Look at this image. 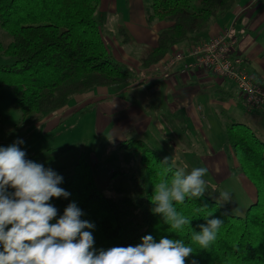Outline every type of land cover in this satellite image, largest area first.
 Wrapping results in <instances>:
<instances>
[{"label": "trees", "instance_id": "trees-1", "mask_svg": "<svg viewBox=\"0 0 264 264\" xmlns=\"http://www.w3.org/2000/svg\"><path fill=\"white\" fill-rule=\"evenodd\" d=\"M235 3L236 0H150L148 23L163 20L168 26L159 30L155 45L139 47L140 67L160 62L174 45L190 48L198 44L201 33L232 10ZM99 4L100 0H0V27L11 36L6 45L0 41V52L13 58L11 64L0 65V88H11L12 103L21 110L16 129L38 124L96 87L127 85L134 79L135 72L107 45L96 14ZM114 28L122 43L134 42L122 23ZM225 128L226 141L238 167L255 189V201L243 216L218 207L208 195L176 206L189 218L212 212L224 220L214 244L197 253L199 264H264V141L244 122L230 121ZM117 146L130 149L138 157L135 168L113 174L127 176L135 189L133 196L105 195L96 185L90 156L85 151L78 155L72 170L46 166L63 176L61 187L82 209V219L95 224L94 246L107 249L136 245L149 234L157 241L169 236L190 242L187 229L177 235L170 233L161 217L150 211L154 184L170 176L168 168H177L169 159L163 163L166 157L148 141L130 138ZM74 148L72 145L58 155ZM26 158L39 162L38 153ZM191 223L199 231L196 226L205 220L197 217Z\"/></svg>", "mask_w": 264, "mask_h": 264}, {"label": "crops", "instance_id": "crops-1", "mask_svg": "<svg viewBox=\"0 0 264 264\" xmlns=\"http://www.w3.org/2000/svg\"><path fill=\"white\" fill-rule=\"evenodd\" d=\"M129 1L135 4L137 0ZM118 3V0H100L101 11L98 14L102 22L109 16L107 13L118 15ZM146 14H143L142 21L139 22L120 16L122 20L120 19L119 23L128 29L134 39L129 45L135 44L136 49L122 48L124 43L117 35L111 33L108 27V37L104 33L111 53L135 72L133 81L127 85L96 87L73 98L62 110L36 125L43 128V132H47L58 125L61 126L64 120H70L80 112L82 117L89 114L96 130L94 144L105 142L99 150L105 151L108 158L109 150H115L114 147L121 141L130 138L142 139L153 145L170 162L175 160L177 168L187 166V169L191 170L192 167L207 166L217 172L223 169L225 158L212 149L213 145L207 140L205 131L203 133V123L207 121L202 114L204 108L215 100L225 103L227 110H244L237 89L229 80L206 69L192 68L182 73V62H177L168 71L146 74V67H140L137 62L139 47L146 43L155 45L159 30L168 26L163 20L148 23ZM225 27H229L237 39L234 54L246 60L248 74L264 86V0H237L232 10L212 21L201 33L202 40L209 39ZM187 49L174 45L171 53L186 52ZM137 85L143 89L136 87ZM245 112L250 116L256 113V128L248 125L246 120L242 122L251 127L264 141V108ZM156 146H159V149ZM205 147H210L213 155L207 153L201 161L192 158L193 155H203ZM81 149L75 154V160L85 151L94 158L95 163L97 162L96 154L92 155L91 152ZM117 149L122 150L118 146ZM73 150H76V147ZM246 179L242 181L250 182Z\"/></svg>", "mask_w": 264, "mask_h": 264}, {"label": "clouds", "instance_id": "clouds-1", "mask_svg": "<svg viewBox=\"0 0 264 264\" xmlns=\"http://www.w3.org/2000/svg\"><path fill=\"white\" fill-rule=\"evenodd\" d=\"M24 143L18 138L0 146V264H199L197 253L207 251L217 240L222 218L212 212L189 218L177 209L176 205L199 199L209 191L204 179L209 168L188 171L185 166L168 168L170 176L154 184L150 211L161 217L170 233L177 235L187 229L190 242L169 236L157 241L149 234L136 245L97 249L95 224L82 219V209L71 202L58 215L51 203L53 198L68 199L71 195L61 187L63 176L27 159L21 147ZM212 191L218 193V207L232 201L231 191ZM197 217L205 220L196 226L199 231L191 223Z\"/></svg>", "mask_w": 264, "mask_h": 264}, {"label": "rangeland", "instance_id": "rangeland-1", "mask_svg": "<svg viewBox=\"0 0 264 264\" xmlns=\"http://www.w3.org/2000/svg\"><path fill=\"white\" fill-rule=\"evenodd\" d=\"M118 2V15L107 13L109 16H107L105 20L103 19V22L100 21V25L104 30L103 32L107 37L106 27L109 28L111 33L116 35L114 25L116 22L119 23V20L121 19L120 16L124 19L139 22L142 21L143 14L147 13L146 16H148L151 13L150 0H143L142 2L141 0H137L135 4H131L129 0H118ZM99 11L101 10L98 8L96 13L97 16ZM104 15H106V13H104ZM99 19L102 20L101 18ZM0 41L3 45H6L11 41V36L1 27ZM121 47H132L131 49H136L135 44H133V46L124 44ZM170 53L171 52L167 53L164 58L160 60V62H163L165 57ZM12 62L13 58L10 55L0 52V65H8ZM160 62L151 66L159 68ZM132 81L133 79L129 83ZM136 87H139V85ZM139 88L143 89L142 87ZM12 97L13 92L11 88H0V146H8L18 138L23 139L25 143L21 145V147L26 151L27 155L38 153V163L44 164L45 167H64L67 171L72 170V167L76 162L74 161L75 154L83 148L91 152L92 155L96 154L97 162L95 163L93 161L94 158L90 157V163L93 168L96 185L105 195L113 198L122 195L133 196L135 194V189L133 185H131L130 181H128L126 175L123 176L121 174H117L115 176L113 174L115 171L129 172V170L135 168L138 164V157L130 149H117L116 144V147H114L116 148L115 150H109L110 158L105 156L106 152L99 150L105 142L94 144V133L96 130H94L95 125L93 126L91 116H89V114L83 115L82 117L80 116V112L70 120H64L65 122L63 121L61 126L58 125L47 132H43L44 129L38 127L37 125L24 129H16L15 125L20 122L21 110H19V106L12 103ZM206 99V102H208L207 97ZM222 108L226 110L221 111L220 109ZM204 109V114L202 115H204V120L207 122L203 123V133L205 131L207 140L211 143V145H213L212 149L220 157L225 158L223 169H219L217 172L209 169V173L204 177L206 182L210 185L209 191L206 192L205 195H208L215 200L218 193H215L212 190H215L216 192L222 190L231 191L232 201L223 205V207L229 210L231 214L243 216L248 208V205L255 201L256 193L252 184H247L250 182L242 181L246 178L241 173L238 167V161L236 160L234 154H232L228 141H226L225 125H227L230 121L242 122V120H246L248 121V125L256 128L257 122L256 120L254 121L256 113H254L253 116H250V114L245 112V110L241 111L240 109H237L242 115L240 116V114L235 112L233 108H229L227 110L226 104L217 100L213 101L211 105L206 106ZM46 119L47 118L42 121ZM71 145H74L76 150H71L69 153L62 156L58 155L59 151L69 146L71 147ZM156 147L158 148L159 146ZM158 152L160 153L159 150ZM211 152L212 150L210 147H205L203 155H193L192 158L197 160L199 159L201 161L202 157L207 153V155H213ZM54 156L55 158H53ZM171 162L176 167V161L171 160ZM187 170L190 171L189 169ZM112 175L114 176L113 178H111ZM51 203L57 207L58 215H62L64 209L69 203H71V201L70 198H53Z\"/></svg>", "mask_w": 264, "mask_h": 264}, {"label": "built area", "instance_id": "built-area-1", "mask_svg": "<svg viewBox=\"0 0 264 264\" xmlns=\"http://www.w3.org/2000/svg\"><path fill=\"white\" fill-rule=\"evenodd\" d=\"M237 44L236 37L229 27L213 34L207 40L188 48L186 52L175 51L170 53L159 68L149 66L148 72L168 71L182 62V73L188 69H206L213 74L229 80L237 89L241 106L246 111L264 108V86L256 81L246 70V60L234 54Z\"/></svg>", "mask_w": 264, "mask_h": 264}]
</instances>
